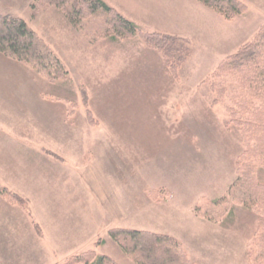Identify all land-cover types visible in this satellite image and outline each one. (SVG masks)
<instances>
[{"label": "rangeland", "instance_id": "rangeland-1", "mask_svg": "<svg viewBox=\"0 0 264 264\" xmlns=\"http://www.w3.org/2000/svg\"><path fill=\"white\" fill-rule=\"evenodd\" d=\"M56 1L0 0V16L23 19L58 62L47 78L0 54V119L9 124L0 126V186L24 200L10 203L0 196V264H67L89 251L135 264L108 236L90 192L79 198L83 188L74 184L83 186L80 169L91 160L95 138L104 134L121 138V156L125 149L133 154L122 145L136 146L130 179L137 196L148 194L153 205L163 206L156 214L169 208L172 216L158 226L181 243L191 261L211 264V255L215 264H250L247 244L264 212L247 203L225 208L244 145L226 111L228 99L214 102L209 84L214 79L234 87L228 74L214 76L216 67L264 24V0H239L246 10L229 20L197 0H102L135 24L132 35L112 27L100 10L84 9L90 0H58L54 6ZM155 32L178 37L175 47L168 46L171 55L145 41ZM69 123L83 135L82 162L37 160L43 148L37 149L41 142L33 134L49 140ZM252 164L264 184V158ZM58 196L66 197V217L86 227L82 223L80 233L52 244L36 216L44 214L41 203L50 205ZM212 201L218 213L230 211L214 221L202 217L196 209ZM194 224L209 229V237L218 238L215 245L226 241L231 250L205 242L194 248L188 234ZM76 258L69 264H85Z\"/></svg>", "mask_w": 264, "mask_h": 264}, {"label": "trees", "instance_id": "trees-1", "mask_svg": "<svg viewBox=\"0 0 264 264\" xmlns=\"http://www.w3.org/2000/svg\"><path fill=\"white\" fill-rule=\"evenodd\" d=\"M197 1L219 12L228 20L246 10L239 0ZM56 4L58 0L53 3L54 6ZM83 7L91 13L100 10L111 17L110 23L112 27L115 25V29H127L129 35L135 32L133 22L102 0L86 1ZM82 10L83 8L80 11ZM177 38L159 32L144 36L150 46L170 55L171 48L168 49V46L175 47ZM178 47L179 43L176 48ZM0 54L34 68L38 74L47 78L51 75V70L55 69V63L58 64L49 48L26 22L10 15L0 16ZM216 72L228 74L229 80L235 84L234 87L219 85L213 79L210 80L209 86L214 94V102L228 99L226 111L231 122L239 129L244 145L242 161L237 167L236 179L230 187V201H224L225 208L227 209L231 202L247 203L264 212V184L257 181L252 164L253 161L264 158V24L251 41L241 45L235 53L224 57L217 65L214 76ZM231 88L232 96L228 93ZM227 93L230 96L226 95ZM153 195L151 193V197ZM0 196L10 203L24 204L21 197L1 186ZM216 204V201L209 202L199 206L196 211L202 217L208 216L213 221L230 211L229 209L218 213ZM107 234L135 264H196L189 259L181 243L170 235L124 227L109 228ZM79 255L71 256L67 264L71 259H77L76 257L85 264H118L109 256L94 251ZM247 256L250 264H264V221L259 222L255 235L247 244Z\"/></svg>", "mask_w": 264, "mask_h": 264}, {"label": "crops", "instance_id": "crops-1", "mask_svg": "<svg viewBox=\"0 0 264 264\" xmlns=\"http://www.w3.org/2000/svg\"><path fill=\"white\" fill-rule=\"evenodd\" d=\"M6 121L8 122V120ZM7 122L4 119H0V126L9 125ZM73 125L75 124L69 123L63 129L61 127L58 128V132L50 135L49 140L45 137L47 134H44L43 137L40 134H33L41 142L36 143L37 149H39L41 144V148H43L42 153H40V150V152L38 150L36 151L37 160L38 157L46 160L47 156H49L55 159V161L68 162L70 164L72 162L74 166H78L82 162L81 157L83 158L84 156L82 145H80L83 135L82 133L73 131L75 129L72 128ZM106 135L108 134L99 135L98 138L102 139L100 141L98 138H95V142L92 145L94 149H92L93 155L91 160L83 163L84 167L80 169L82 173L79 176L83 186L80 181L74 183L79 189L83 188V190L77 193L78 197L86 198L90 192L94 203L98 207V218L105 224L106 231L113 226H120L156 233L164 232L161 231V226L158 225H161V222L164 223L166 217L172 216L169 208H162L164 215L154 213L155 210L158 211L163 206L158 204L153 205L148 194L144 196L138 192L137 196L136 187L130 179V169L132 170L135 167L132 166L135 163L133 158L137 156L135 151L136 146L122 145L121 147L123 149L128 147L133 148V154H130V151L128 152L125 149L124 151H127V154L124 152L121 156L119 144L121 138L118 135L116 137L112 135L113 137L110 139V135ZM103 137L109 139L106 140L105 145L103 144ZM28 141L26 143L29 144L31 135L28 136ZM24 148L29 149L27 146H24ZM65 198V196H58L51 201L50 205L46 206L41 203L43 205V211L45 210L44 214L36 216V220L39 222L38 224H40L43 230L47 231L49 241L52 244L56 242L65 243L66 236L80 233L84 229L82 227V223L84 224V222L81 219L75 218L72 220L66 217V213H63V206L66 205L64 202ZM54 205H57V207L51 208ZM59 206H62V208L60 209ZM95 209L97 211V208ZM84 226L86 227L85 224ZM200 226L201 224H194L188 232L189 234L192 231L190 239L192 240L194 248L198 249L205 242L212 247H218L224 252L231 250V248H226L229 245L226 241L215 245L213 241L218 240V238L214 235H212L213 238L209 237L211 235L208 234L209 229L207 231L206 227H204L201 230ZM221 229L219 228L218 231ZM209 258L211 264L217 262L213 256L210 255ZM193 261L196 262L195 259Z\"/></svg>", "mask_w": 264, "mask_h": 264}]
</instances>
